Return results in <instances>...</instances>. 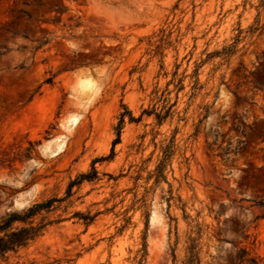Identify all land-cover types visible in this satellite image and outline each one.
<instances>
[{
  "label": "rangeland",
  "instance_id": "obj_1",
  "mask_svg": "<svg viewBox=\"0 0 264 264\" xmlns=\"http://www.w3.org/2000/svg\"><path fill=\"white\" fill-rule=\"evenodd\" d=\"M38 3L0 0V216L64 197L138 119L0 264H184L191 243L264 264V0Z\"/></svg>",
  "mask_w": 264,
  "mask_h": 264
},
{
  "label": "trees",
  "instance_id": "obj_2",
  "mask_svg": "<svg viewBox=\"0 0 264 264\" xmlns=\"http://www.w3.org/2000/svg\"><path fill=\"white\" fill-rule=\"evenodd\" d=\"M37 1L39 2V5L42 4L41 0ZM54 7L59 8V6L57 5H55ZM24 14L28 18H32L31 14L27 12H24ZM49 80L50 79H47V81ZM125 114L127 115L129 121H136L138 119V117L132 116L130 112H128V110L120 113L117 124L115 126V135L111 141L109 153L106 156L93 158L88 171L81 172L73 179H71L67 184L64 197H50L45 200L33 202L29 206L24 207L20 210H13L5 215L0 216V256L26 246L28 243L40 236L44 228L48 224L60 220H45L44 217H41L38 221L34 222L33 217L36 214L40 213L41 211L47 212L55 208V202H60L61 200L71 196V189L74 185H78L84 180L91 181L98 177V171L94 167V163L98 160H110L113 158L114 146L119 142L120 130ZM156 117L158 119L162 118V116L158 114L156 115ZM170 155L171 145L169 144L162 149V156L154 168L153 175L155 177V180L164 177L163 170L165 169ZM262 205L264 207V203ZM72 216H76L79 219H82L85 224L91 222L94 217L93 214L91 215L89 213H82L79 211H75ZM238 259L241 264H256V260L253 257L248 256V253L244 249H240L238 251ZM141 261L142 259L138 262V264H141ZM184 264H200L194 243H191L188 246V255L184 261Z\"/></svg>",
  "mask_w": 264,
  "mask_h": 264
}]
</instances>
